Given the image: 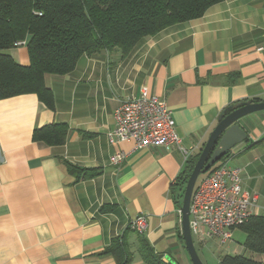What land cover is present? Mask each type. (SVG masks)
<instances>
[{
    "label": "crops",
    "instance_id": "1",
    "mask_svg": "<svg viewBox=\"0 0 264 264\" xmlns=\"http://www.w3.org/2000/svg\"><path fill=\"white\" fill-rule=\"evenodd\" d=\"M8 53L29 63L25 42ZM44 82L54 109L35 93L0 98V264H117L104 249L139 214L146 216L141 234L154 251L189 264L177 180L184 154L175 146L110 143L114 110L145 87L171 109L179 145L198 154L224 107L264 100V0H221L198 18L142 37L123 57L83 54L71 72L46 74ZM58 122L69 128L64 143L33 139L35 128ZM239 123L248 138L226 159L240 169L252 214L264 215V144H254L264 136V110ZM118 151L126 156L112 164ZM66 161L100 172L77 179ZM128 241L127 264H146L135 232ZM224 254L240 253L220 252L217 262Z\"/></svg>",
    "mask_w": 264,
    "mask_h": 264
},
{
    "label": "trees",
    "instance_id": "2",
    "mask_svg": "<svg viewBox=\"0 0 264 264\" xmlns=\"http://www.w3.org/2000/svg\"><path fill=\"white\" fill-rule=\"evenodd\" d=\"M219 1L0 0V98L35 93L48 108L54 109L53 93L44 82L46 74L71 72L83 54L118 51L123 57L142 37L154 35L174 23L198 18ZM19 41L26 44L27 65L18 64L8 53V49ZM68 130L64 122L51 123L35 128L32 137L50 145L62 144ZM254 144H264V136ZM198 155L185 160L177 177L182 186L180 202ZM65 163L77 179L90 178L100 172L98 168ZM109 209L108 206L100 208L103 212ZM240 228L246 232L244 249L264 254V215L251 214ZM131 232L138 236L137 252L146 264H168L149 241L130 226L113 237L104 252L112 254L117 264H127L132 258L128 241ZM219 261L224 264H261L243 254H224Z\"/></svg>",
    "mask_w": 264,
    "mask_h": 264
},
{
    "label": "built area",
    "instance_id": "3",
    "mask_svg": "<svg viewBox=\"0 0 264 264\" xmlns=\"http://www.w3.org/2000/svg\"><path fill=\"white\" fill-rule=\"evenodd\" d=\"M24 42L19 41L17 44ZM262 47H258L260 50ZM115 127L107 135L108 141L132 140L134 148L175 146L185 159L187 149L179 145L175 120L166 102L141 87L135 95L123 99L114 110ZM126 154L118 151L110 156L112 164L120 163ZM212 169L195 183L189 203V226L199 243L231 240L232 230L240 227L252 214L251 200L242 188L240 169L219 160ZM146 216L134 217L130 227L142 233Z\"/></svg>",
    "mask_w": 264,
    "mask_h": 264
},
{
    "label": "water",
    "instance_id": "4",
    "mask_svg": "<svg viewBox=\"0 0 264 264\" xmlns=\"http://www.w3.org/2000/svg\"><path fill=\"white\" fill-rule=\"evenodd\" d=\"M259 110H264V100L248 99L224 107L217 117L216 126L210 132L189 173L179 211L181 215V236L192 264H205L195 247L189 226V203L196 180L200 174L206 173L221 158H228L233 147L247 140L248 134L240 125L239 120L245 115ZM162 260L168 264H175L173 260L166 256L162 257ZM217 264L224 263L219 261Z\"/></svg>",
    "mask_w": 264,
    "mask_h": 264
},
{
    "label": "rangeland",
    "instance_id": "5",
    "mask_svg": "<svg viewBox=\"0 0 264 264\" xmlns=\"http://www.w3.org/2000/svg\"><path fill=\"white\" fill-rule=\"evenodd\" d=\"M205 175L200 174L196 180L199 182V180ZM185 187V186H184ZM182 200V199H181ZM246 232L240 228L235 227L232 230V237L231 240L226 241L225 243H219L216 240H208L205 244L201 243L198 244L197 238L195 234H192V238L194 240L195 247L197 248L198 254L201 258V260L205 264H217V256L221 253H230V252H239L240 254H243L246 257L255 259L259 261L261 264H264V261L261 262L260 260H264V255L259 253H254L248 250H245L242 246L243 241L245 240ZM189 264H192L191 260H189Z\"/></svg>",
    "mask_w": 264,
    "mask_h": 264
}]
</instances>
